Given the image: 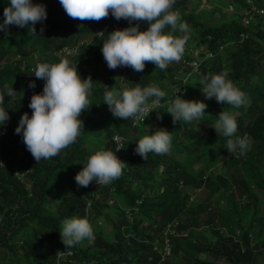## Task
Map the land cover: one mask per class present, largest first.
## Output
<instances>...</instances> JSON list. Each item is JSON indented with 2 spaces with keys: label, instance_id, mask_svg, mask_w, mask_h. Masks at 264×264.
Returning <instances> with one entry per match:
<instances>
[{
  "label": "trees",
  "instance_id": "trees-1",
  "mask_svg": "<svg viewBox=\"0 0 264 264\" xmlns=\"http://www.w3.org/2000/svg\"><path fill=\"white\" fill-rule=\"evenodd\" d=\"M213 1L209 12L199 8L202 0H175L173 10L188 31L174 35H186L187 40L181 59L163 70L151 62H145L141 72L127 66L109 69L101 52L103 39L129 21L116 20L111 13L99 21L72 19L59 0H35L46 6L42 32L39 22L35 34L15 25L8 34L0 32V107H9V119L0 126V264H56L57 251L65 252L60 264H256L264 252V13L253 12L254 18L245 24L246 0ZM257 3L264 7V0ZM224 4L236 10L224 11ZM6 6L7 0H0V14ZM132 23H140L141 30L147 27ZM67 45H78L77 54L60 53ZM197 48L200 55L193 56ZM204 51L211 55L202 58ZM34 52L42 61L67 59L82 77L93 79L89 108L81 112L83 130L75 143L38 162L15 133L20 116L31 114L32 94L43 88L28 60L17 57L28 59ZM194 58L203 61L183 95L205 100L207 107L201 121L173 124L165 101L174 98L173 83L183 86L177 78L182 60L189 70L187 61ZM221 71L244 92L246 103L232 107L205 99L200 77ZM31 81L35 88L28 87ZM137 83H155L166 96L159 110H152L132 133L131 118L113 117L102 91L105 86L119 89ZM4 84L16 89L15 98L4 95ZM223 107L237 121L234 136L247 135L251 141L244 154L229 153L224 148L227 138L210 126ZM157 127L170 131L171 148L165 154L150 152L144 159L135 152V140ZM117 135L125 141L119 154L121 175L107 185L93 180L78 187L74 176L82 162L100 148L114 151ZM71 215L87 216L94 239L66 249L60 222ZM101 220L106 224L99 225ZM175 222L177 234L166 233ZM166 237L169 255L162 247Z\"/></svg>",
  "mask_w": 264,
  "mask_h": 264
},
{
  "label": "clouds",
  "instance_id": "clouds-1",
  "mask_svg": "<svg viewBox=\"0 0 264 264\" xmlns=\"http://www.w3.org/2000/svg\"><path fill=\"white\" fill-rule=\"evenodd\" d=\"M257 1L246 0L249 5L243 9L244 23L250 15L252 17L249 21L254 18L253 12L264 13L260 11L264 7H258ZM59 3L72 19L99 21L111 13L116 20L129 21L128 26L115 28L103 39L101 52L109 69L127 66L133 71L141 72L145 62H151L155 68L163 70L171 62L179 61L184 53L187 36L174 35V33H187L188 25L180 20L178 12L173 10L175 0H59ZM228 7L230 12L236 10L233 4ZM0 16H2L0 32L8 34L9 26L15 25L35 34L38 22L40 31H43L47 11L43 3L35 0H7V6ZM132 21L143 22L147 27L141 30V24H133ZM166 27L167 31H165ZM80 43H85V40H81ZM65 49L76 50L75 53L70 54V51L66 52ZM78 49V45H67L60 50V53L74 56ZM196 51H198L197 55H195ZM200 52L194 50L193 56H199ZM208 54L211 55L205 52L202 58L209 56ZM17 57L24 59V62L28 60L20 55ZM39 58L40 56L37 61L34 60L31 73L36 79L44 82L42 91L32 94L28 104L31 114L24 112L15 128V133L21 135L26 149L37 162L54 157L62 149L75 143L83 130L81 112L89 108L88 96L93 87L92 77H82L77 65H73L69 60L62 58L56 62H47ZM202 58L197 69L190 65L192 59L187 61L189 70L184 67L179 70L180 74L177 78L183 83L182 91L178 88L174 90V84L177 82L172 85L175 95L170 101H165L167 103L165 111L171 115L173 124L177 121L202 120L207 107L205 100L186 99L183 95L185 84L199 69ZM188 73L190 74L187 76ZM199 83L205 99L215 98L218 103L232 107L246 103L244 92L233 83L225 71L205 74L200 77ZM28 87L35 88V81H31ZM3 93L11 100L16 96V89L4 84ZM165 96V91L155 83L145 86L137 83L135 86H122L119 89L105 86L102 91V101L108 105L113 117L121 120L131 118L132 133L135 132L137 124L143 121L134 124V119L145 120L152 110H159ZM0 104H3L2 96H0ZM8 108L0 107V126L9 119ZM216 116L210 126L215 129L218 136L227 138L224 148L234 155L244 154L250 150L251 141L247 135L234 136L238 127L235 116L224 107ZM120 137L124 143V138ZM171 139L167 128L157 127L151 134L148 132L135 140V152L144 159L148 158L150 152L165 154L171 148ZM123 143L121 146L117 145L114 151L100 148L91 152L82 162L83 167L74 176L77 186L87 187L93 180L97 185H107L118 178L123 167V161L119 159ZM191 198L193 199L194 196ZM112 202L113 200H110V203ZM60 223L59 233L66 249L85 239H94L93 225L87 216L71 215L63 218ZM177 224L178 222L170 224L165 232L177 234L175 227ZM166 243L169 247L165 246ZM162 247L164 255L171 253L169 237H166ZM64 254V251H57L56 264H60Z\"/></svg>",
  "mask_w": 264,
  "mask_h": 264
},
{
  "label": "rangeland",
  "instance_id": "rangeland-1",
  "mask_svg": "<svg viewBox=\"0 0 264 264\" xmlns=\"http://www.w3.org/2000/svg\"><path fill=\"white\" fill-rule=\"evenodd\" d=\"M228 5H230V4H224V6H223V10L224 11H228V12H230V10H229V7H228ZM214 6H215V2L213 1V0H202V2H201V5H200V9L201 10H207V11H211L213 8H214ZM218 16V15H217ZM191 49L192 48H188V50H189V54H190V52H191ZM76 50V49H75ZM75 50L73 51V49H72V51H70V54H73V53H75ZM194 50H200V48L198 49H194ZM194 52V51H193ZM35 53V52H34ZM30 54V56H28V62L33 66V62H31L32 61V59L33 60H35V61H37V59H38V57L40 56L39 54V56L37 57V55H35V54ZM86 55H83V58L84 59H86V57H85ZM13 59V57H10V58H8V60H12ZM184 59V58H183ZM24 60V59H23ZM85 66V65H84ZM185 65H184V60H182V64H181V67H184ZM36 78V77H35ZM18 175H20V176H23L22 175V173H21V171H19L18 172ZM224 204H225V200L220 204V206L222 207V205L224 206ZM98 224L99 225H105L106 223L104 222V221H98ZM205 228H208V226L206 225V226H204V228L203 229H205ZM108 229L110 230V226L108 227ZM222 230V229H221ZM222 232H223V234L226 236L227 235V233H226V231L225 230H222ZM207 236H213L212 235V232L210 231V230H206L205 232H204ZM165 246L166 247H169V244L168 243H166L165 244ZM183 257H185L184 255H183ZM178 258H182V255L181 256H178ZM219 262H222L223 260L222 259H220V260H218ZM256 264H264V252L263 253H261L260 254V256H259V260L256 262Z\"/></svg>",
  "mask_w": 264,
  "mask_h": 264
},
{
  "label": "built area",
  "instance_id": "built-area-1",
  "mask_svg": "<svg viewBox=\"0 0 264 264\" xmlns=\"http://www.w3.org/2000/svg\"><path fill=\"white\" fill-rule=\"evenodd\" d=\"M248 2H253V0H248ZM231 8H232V7H231ZM253 8H255V7H253ZM250 10H251V9H250ZM260 11H261V12H264V9H261ZM251 17H252L251 15H250L249 17H247V18L245 19V23H248V22H249V19H250ZM243 35H244V34H243ZM65 51H66V52H69L67 49H65ZM197 54H198V51L195 52V55H197ZM208 55H209V54H208ZM199 60H200V59H193V60L190 62V65H192L194 69H197L198 66H199V64H200V61H199ZM189 74H190V73H188L187 76H188ZM187 76H186V77H187ZM186 77H184L183 80H185ZM177 88H178L180 91H182V86H181L180 84H178V83H175V84H174V90H176ZM142 120H144V119H142V118L134 119V124H136L138 121H142ZM115 140L118 142V146H121V145H122L123 141H122V138H121L120 136H116V137H115Z\"/></svg>",
  "mask_w": 264,
  "mask_h": 264
}]
</instances>
